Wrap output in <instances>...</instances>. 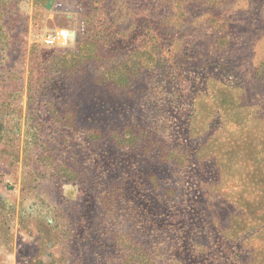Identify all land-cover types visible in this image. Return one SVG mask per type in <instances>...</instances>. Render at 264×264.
I'll list each match as a JSON object with an SVG mask.
<instances>
[{"label":"rangeland","instance_id":"374dc122","mask_svg":"<svg viewBox=\"0 0 264 264\" xmlns=\"http://www.w3.org/2000/svg\"><path fill=\"white\" fill-rule=\"evenodd\" d=\"M0 264H264V0H0Z\"/></svg>","mask_w":264,"mask_h":264},{"label":"trees","instance_id":"16d2710c","mask_svg":"<svg viewBox=\"0 0 264 264\" xmlns=\"http://www.w3.org/2000/svg\"><path fill=\"white\" fill-rule=\"evenodd\" d=\"M67 182H74L75 184H79V182H81L80 181V177H79V175L77 174V173H71L70 175H69V177H68V179H67ZM81 185H83L84 186V183H81ZM170 219V215H169V217H168V220ZM159 233V232H158ZM160 234V233H159ZM179 250H182V248H179ZM137 252H140V253H142L141 251H137ZM138 254V256H135L134 255V252L133 253H130L131 255H128L129 257H131L133 260H136V261H138V258L139 257H142L143 255H141V254ZM172 257H174V256H172ZM175 259V258H174Z\"/></svg>","mask_w":264,"mask_h":264},{"label":"built area","instance_id":"2783aa9c","mask_svg":"<svg viewBox=\"0 0 264 264\" xmlns=\"http://www.w3.org/2000/svg\"><path fill=\"white\" fill-rule=\"evenodd\" d=\"M63 36H64V38H67V36H66V34H65V33H63Z\"/></svg>","mask_w":264,"mask_h":264}]
</instances>
